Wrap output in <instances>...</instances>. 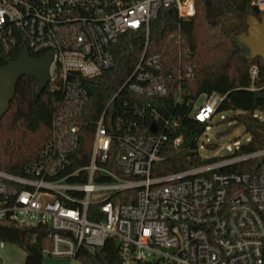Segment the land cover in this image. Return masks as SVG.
<instances>
[{
    "label": "built area",
    "instance_id": "1",
    "mask_svg": "<svg viewBox=\"0 0 264 264\" xmlns=\"http://www.w3.org/2000/svg\"><path fill=\"white\" fill-rule=\"evenodd\" d=\"M249 5L264 13V0ZM171 6L183 17L196 12L195 0H0V65L19 41L32 55L52 52L50 83L62 94L52 138L28 175L0 170V222L46 226L45 257L75 258L82 247L99 248L112 238L123 264H264V148L154 175L155 164L184 143L181 118L176 106L161 119L156 105L137 101L131 111L140 119L150 113V123L119 115L107 126L104 113L89 162L73 167L88 101L82 80L112 67L119 39L136 32L148 37L150 22ZM146 50L123 88L147 97L173 92L181 103L174 67ZM250 73L255 77L257 67ZM191 74L186 66L179 76ZM225 97L212 91L188 102L187 114L205 125L197 137L203 159L200 142ZM251 159H259L255 170H226Z\"/></svg>",
    "mask_w": 264,
    "mask_h": 264
},
{
    "label": "trees",
    "instance_id": "2",
    "mask_svg": "<svg viewBox=\"0 0 264 264\" xmlns=\"http://www.w3.org/2000/svg\"><path fill=\"white\" fill-rule=\"evenodd\" d=\"M195 5L196 12L190 17L180 16L174 6L161 9L150 22L148 37L144 32L123 35L113 46L115 64L95 78L82 80L88 90V101L80 117V143L73 153V167L89 162L95 126L104 113L107 126L119 115L141 124L150 123V113L140 119L131 111L137 101L156 105L161 119L170 116V110L176 106L181 118L178 134H183L184 143L179 149H170L163 160L155 164L154 175L211 161L203 159L197 149V137L205 125L187 112L191 107L188 102L212 91L226 95L218 112H232L223 118L228 123L234 122L228 132L243 127L249 134L247 143L240 145L234 155L264 148V119L261 117L264 114V59L246 58L228 34L232 33L233 20L240 33L246 30L248 14L259 17L261 13L249 5V0H195ZM23 44L19 41L0 67L19 57ZM146 45L147 54H160L167 67H174L173 84L181 88V103L175 102L173 92L164 97H147L123 88ZM186 66L192 67L191 76H179L185 73ZM252 66L257 67L255 77L250 73ZM38 86L34 78L21 77L10 107L0 119V170L12 175L27 176L28 167L38 160L52 138V120L61 90L49 83L37 95ZM258 164L259 159H251L226 170L252 171ZM47 232V227L41 224L29 225L23 230L0 222V240L17 244L26 252L23 264H44L43 250L49 246ZM75 258L77 264H123L120 247L112 238L99 248L82 247Z\"/></svg>",
    "mask_w": 264,
    "mask_h": 264
},
{
    "label": "water",
    "instance_id": "3",
    "mask_svg": "<svg viewBox=\"0 0 264 264\" xmlns=\"http://www.w3.org/2000/svg\"><path fill=\"white\" fill-rule=\"evenodd\" d=\"M228 34L246 58L261 57L264 59V13H261L259 17L248 14L246 30ZM52 62V52L43 56H34L24 45L18 58L8 60L0 67V119L8 111L21 77L28 76L38 81L37 95L47 87L51 81ZM155 128L153 124L152 129L155 130ZM21 229L25 230L26 227L22 226Z\"/></svg>",
    "mask_w": 264,
    "mask_h": 264
},
{
    "label": "rangeland",
    "instance_id": "4",
    "mask_svg": "<svg viewBox=\"0 0 264 264\" xmlns=\"http://www.w3.org/2000/svg\"><path fill=\"white\" fill-rule=\"evenodd\" d=\"M230 115H232L230 111L215 114L200 142L203 145L201 149L203 157L211 161L225 159L235 154L236 141H239L240 145L247 143L249 134L244 131L243 127H236L228 132L234 122L228 123L223 121V118ZM261 117L264 119V114ZM229 146L231 149L228 148ZM23 252L25 251L17 244L5 242V247L0 249V264H20ZM44 261L46 264H77L78 260L46 256Z\"/></svg>",
    "mask_w": 264,
    "mask_h": 264
},
{
    "label": "flooded vegetation",
    "instance_id": "5",
    "mask_svg": "<svg viewBox=\"0 0 264 264\" xmlns=\"http://www.w3.org/2000/svg\"><path fill=\"white\" fill-rule=\"evenodd\" d=\"M235 20H233V24L230 26V30L232 31V33H239L238 31H237V28H236V26H235Z\"/></svg>",
    "mask_w": 264,
    "mask_h": 264
},
{
    "label": "crops",
    "instance_id": "6",
    "mask_svg": "<svg viewBox=\"0 0 264 264\" xmlns=\"http://www.w3.org/2000/svg\"><path fill=\"white\" fill-rule=\"evenodd\" d=\"M25 258H26V252H23V255H22V261H21L20 264H23V263H24ZM44 264H46L45 261H44Z\"/></svg>",
    "mask_w": 264,
    "mask_h": 264
}]
</instances>
